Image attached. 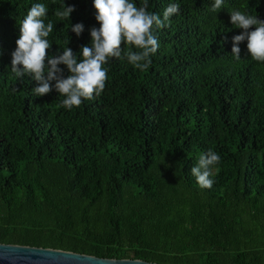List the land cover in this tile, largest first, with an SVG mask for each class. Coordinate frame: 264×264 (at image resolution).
Masks as SVG:
<instances>
[{
    "label": "trees",
    "instance_id": "16d2710c",
    "mask_svg": "<svg viewBox=\"0 0 264 264\" xmlns=\"http://www.w3.org/2000/svg\"><path fill=\"white\" fill-rule=\"evenodd\" d=\"M35 3L54 24L49 56L65 46L78 55L100 27L93 0H64L75 7L69 20L54 14L62 0H0V244L156 264H264V63L247 41L233 57L242 30L229 16L264 20V0H224L219 12L214 0H148L161 18L180 6L170 27L154 28L160 46L149 68L112 58L103 93L71 110L54 87L36 97L38 83L11 72ZM209 150L220 163L205 189L191 169Z\"/></svg>",
    "mask_w": 264,
    "mask_h": 264
},
{
    "label": "clouds",
    "instance_id": "9594fccd",
    "mask_svg": "<svg viewBox=\"0 0 264 264\" xmlns=\"http://www.w3.org/2000/svg\"><path fill=\"white\" fill-rule=\"evenodd\" d=\"M223 5L224 0H214L211 10L219 12ZM92 6L100 27L89 30L91 46H82L78 55L65 46L62 54L49 56L52 44L48 37L54 30L52 21L45 22L49 9L44 4L35 3L28 10L19 26L16 48L11 53V72L18 79L31 76L39 85L33 89L36 97L48 95L54 87L64 97L61 103L68 110L79 107L85 100L99 97L108 80L105 65L112 58H121L122 53L135 68L146 71L151 64L150 57L160 46L154 28L170 27L171 17L178 14L180 8L179 4H170L161 18L159 14L148 11V0H143L139 7L133 0H93ZM60 9L54 14L63 20H69L75 11L74 6H65L64 0ZM229 16L230 23L242 30L232 38L233 57L240 59L238 45L247 41L248 55L252 60L264 63V20H260L257 13L253 15L240 10H231ZM71 31L79 37L84 25L77 23ZM68 43L69 38L66 45ZM122 45L127 46L126 51ZM60 65L66 68L67 77ZM219 163L217 153L209 150L201 154L198 164L191 169L201 188L212 187V168Z\"/></svg>",
    "mask_w": 264,
    "mask_h": 264
},
{
    "label": "water",
    "instance_id": "95a60500",
    "mask_svg": "<svg viewBox=\"0 0 264 264\" xmlns=\"http://www.w3.org/2000/svg\"><path fill=\"white\" fill-rule=\"evenodd\" d=\"M0 264H156L141 260L105 259L68 251L0 244Z\"/></svg>",
    "mask_w": 264,
    "mask_h": 264
}]
</instances>
